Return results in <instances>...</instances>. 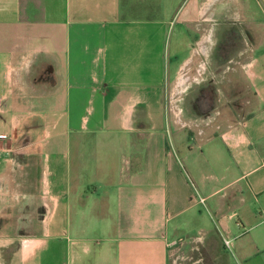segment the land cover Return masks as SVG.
<instances>
[{
  "label": "crops",
  "instance_id": "1",
  "mask_svg": "<svg viewBox=\"0 0 264 264\" xmlns=\"http://www.w3.org/2000/svg\"><path fill=\"white\" fill-rule=\"evenodd\" d=\"M0 132V264H264V0H0Z\"/></svg>",
  "mask_w": 264,
  "mask_h": 264
},
{
  "label": "rangeland",
  "instance_id": "2",
  "mask_svg": "<svg viewBox=\"0 0 264 264\" xmlns=\"http://www.w3.org/2000/svg\"><path fill=\"white\" fill-rule=\"evenodd\" d=\"M241 83H240L241 91L238 92V94L235 96L234 103L237 104V106L234 105L236 108V109L234 108L235 110H238L237 108L239 107H241L244 110L247 108L246 106L243 107V105H245L246 100H248V93L243 90V84ZM218 92L220 93L219 96L223 97L225 96V93L227 92V90L219 89ZM21 152L22 151L16 152L10 156L11 162H10V166L8 167L7 174H6L7 180L5 181V184L7 185V187L5 188V192L2 195V197H5V199L7 200V197L10 196L9 193L7 194V191L12 190V192L14 193L13 195L14 198L12 200L5 201L6 204L2 210L4 211L8 209V207H10V209L6 211L8 213L7 217H10V220H9V223L7 224V227L5 228L7 231L12 232V233L16 229L15 219L17 220V223L20 222V225H22L21 233H26L25 230L28 227H25L23 224L25 223V225L28 226L26 223V219L27 218L29 219V217H31L30 215L33 212L32 208H29L28 205L25 204L26 203L25 201H26V197L28 196V193H26V191L29 189L34 190L35 186L31 185V181H29V179H32V177L28 175L29 173L27 174L24 171V166H25L24 155ZM29 229L30 228H28V230ZM27 232H30V231H27Z\"/></svg>",
  "mask_w": 264,
  "mask_h": 264
},
{
  "label": "built area",
  "instance_id": "3",
  "mask_svg": "<svg viewBox=\"0 0 264 264\" xmlns=\"http://www.w3.org/2000/svg\"><path fill=\"white\" fill-rule=\"evenodd\" d=\"M1 135H4V133L0 132V136H1ZM224 242H225L226 245L229 244V240H225Z\"/></svg>",
  "mask_w": 264,
  "mask_h": 264
}]
</instances>
